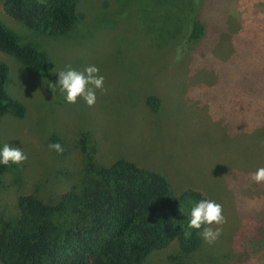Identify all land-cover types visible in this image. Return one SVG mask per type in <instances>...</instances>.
<instances>
[{"label": "rangeland", "instance_id": "obj_1", "mask_svg": "<svg viewBox=\"0 0 264 264\" xmlns=\"http://www.w3.org/2000/svg\"><path fill=\"white\" fill-rule=\"evenodd\" d=\"M77 1L83 18L52 37L12 18L0 0L4 25L48 58L39 72L0 49L6 92L23 107L21 117L0 114V147L27 155L0 171V222L21 194L54 202L80 190L95 176L87 159L109 166L125 158L162 173L176 194L200 191L227 221L211 225L222 227L219 238L202 236L188 258L176 259L172 242L142 264H264V182L250 179L264 167V0H200L203 33L181 57L189 0ZM166 20L176 28L167 35ZM91 65L104 77L96 103H67L58 72ZM57 142L60 153L49 149Z\"/></svg>", "mask_w": 264, "mask_h": 264}, {"label": "trees", "instance_id": "obj_2", "mask_svg": "<svg viewBox=\"0 0 264 264\" xmlns=\"http://www.w3.org/2000/svg\"><path fill=\"white\" fill-rule=\"evenodd\" d=\"M77 2L2 3L4 11L27 28L56 37L83 18ZM199 4L200 0H189L186 7L188 25L178 41L175 39L179 43L177 57L183 56L203 33ZM168 22L166 35L176 30H169ZM0 49L39 72L47 69L46 54L33 45L19 43L1 19ZM8 75V66L0 61V114L11 112L21 117L22 105L9 99L6 92ZM147 104L157 111L158 98L148 96ZM86 163L95 176L80 190L73 187L54 202L34 194L17 197L15 212L0 222L1 264H142L151 252L172 242L177 244L175 257L179 260L201 247L200 232L207 225L188 227L192 206L208 200L200 191L184 189L176 194L162 173L125 158L109 166H100L91 158ZM4 167L0 164V171Z\"/></svg>", "mask_w": 264, "mask_h": 264}, {"label": "clouds", "instance_id": "obj_3", "mask_svg": "<svg viewBox=\"0 0 264 264\" xmlns=\"http://www.w3.org/2000/svg\"><path fill=\"white\" fill-rule=\"evenodd\" d=\"M99 68L95 65L87 66L83 72L77 71L68 66V70L58 72V84L60 90L66 93L67 103L74 104L78 98H83L88 106L96 103V90L104 88V77L99 75ZM49 149L58 153L63 151L61 145L57 143L49 144ZM27 159V155L21 148L14 147L5 143L0 149V164L5 166L12 164H21ZM250 179L256 183L264 182V167L258 168L250 175ZM226 218L223 215L222 205L213 200H200L196 202L190 210V220L188 227L200 229L204 227L202 236L206 243H214L222 233V227L212 228L211 225L225 224Z\"/></svg>", "mask_w": 264, "mask_h": 264}]
</instances>
